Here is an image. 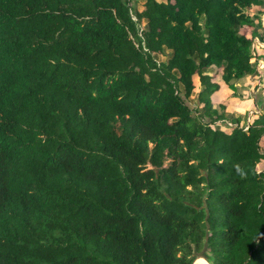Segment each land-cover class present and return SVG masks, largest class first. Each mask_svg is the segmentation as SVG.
Listing matches in <instances>:
<instances>
[{
	"label": "trees",
	"instance_id": "trees-1",
	"mask_svg": "<svg viewBox=\"0 0 264 264\" xmlns=\"http://www.w3.org/2000/svg\"><path fill=\"white\" fill-rule=\"evenodd\" d=\"M132 1L0 0V264H264V0Z\"/></svg>",
	"mask_w": 264,
	"mask_h": 264
},
{
	"label": "rangeland",
	"instance_id": "rangeland-1",
	"mask_svg": "<svg viewBox=\"0 0 264 264\" xmlns=\"http://www.w3.org/2000/svg\"><path fill=\"white\" fill-rule=\"evenodd\" d=\"M132 5L134 7V11H141L142 10V2L139 1H132ZM251 11V10H250ZM261 19L264 22V14H262ZM145 22H141V27L144 28ZM164 54L158 53L157 59L163 60ZM258 65V64H257ZM210 75L221 84V91L219 93H216L213 97V102L217 106L219 103L225 104L227 101V98H235L233 99L235 107L239 105V102H244L247 105L243 111L242 116H240L243 120L242 124L243 126H246L249 121V115L255 111V114L259 113L260 111L264 110V73L260 72L258 74V81L254 80V76H250L251 79H248V77L241 81L240 83H237V89L233 93L231 89L227 88L226 85L222 82L221 76H220V69L216 68L215 66H212L208 69ZM260 71V70H259ZM195 84L198 86V79L197 77H194ZM240 84V85H238ZM224 95V97H223ZM196 100V93L193 94L192 98L190 99V105L194 108V103ZM239 100V101H238ZM230 103H227L229 105ZM245 113V114H244ZM234 112H227V120H224V123L227 125L232 124L231 121H229L228 118L235 117ZM261 149L264 150V136L261 140ZM264 168V162L258 165V169ZM195 264H208V262H205L201 256H198V258H195L194 260Z\"/></svg>",
	"mask_w": 264,
	"mask_h": 264
},
{
	"label": "crops",
	"instance_id": "crops-1",
	"mask_svg": "<svg viewBox=\"0 0 264 264\" xmlns=\"http://www.w3.org/2000/svg\"><path fill=\"white\" fill-rule=\"evenodd\" d=\"M158 1H164V0H158ZM142 9H143V7H142ZM264 14V13H263ZM261 23H262V25L264 26V22H263V20L261 19ZM254 40V42L255 43H257L258 44V46L260 47L259 49H260V52L261 53H263L264 54V42H261V41H259L258 40V38H254L253 39ZM262 58V57H261ZM257 68L260 70L259 71V73L260 72H264V59L262 58V59H258V62H257ZM258 73V74H259ZM258 75H254V77H253V79L254 80H256V81H258ZM248 79H250V80H253V79H251V77L249 76L248 77ZM258 83H259V81H258ZM220 92V91H219ZM219 92H215L213 95H212V102H213V97L215 96V94L216 93H219ZM223 97H224V95H223ZM233 99H235V98H230V99H228L227 98V101H226V111L227 112H234L235 113V115L236 116H242V114L241 113H243V111H244V109H246L245 107L247 106V105H245L246 103H244V102H239V105L237 106V107H235V105H234V102H233ZM239 101V100H238ZM227 103H230L229 105H227ZM213 105L214 106H216L215 104H214V102H213ZM245 114V113H244ZM243 122V120H242V118H241V123Z\"/></svg>",
	"mask_w": 264,
	"mask_h": 264
},
{
	"label": "clouds",
	"instance_id": "clouds-1",
	"mask_svg": "<svg viewBox=\"0 0 264 264\" xmlns=\"http://www.w3.org/2000/svg\"><path fill=\"white\" fill-rule=\"evenodd\" d=\"M235 171L238 175H240L241 177H245L246 173L245 171L240 167V165H234Z\"/></svg>",
	"mask_w": 264,
	"mask_h": 264
},
{
	"label": "water",
	"instance_id": "water-1",
	"mask_svg": "<svg viewBox=\"0 0 264 264\" xmlns=\"http://www.w3.org/2000/svg\"><path fill=\"white\" fill-rule=\"evenodd\" d=\"M198 256H202L208 262V260L206 259V257L204 256V254L202 252L198 253L196 258H198ZM193 264H195V263L193 262ZM208 264H210V263L208 262Z\"/></svg>",
	"mask_w": 264,
	"mask_h": 264
},
{
	"label": "built area",
	"instance_id": "built-area-1",
	"mask_svg": "<svg viewBox=\"0 0 264 264\" xmlns=\"http://www.w3.org/2000/svg\"><path fill=\"white\" fill-rule=\"evenodd\" d=\"M132 18L135 19V20L137 19L135 15H132ZM140 25H141V24H140ZM141 29H143V28L140 27L139 34H141ZM227 125H228V124H227ZM229 125H231V124H229ZM246 127H247V126H245V128H246Z\"/></svg>",
	"mask_w": 264,
	"mask_h": 264
},
{
	"label": "bare ground",
	"instance_id": "bare-ground-1",
	"mask_svg": "<svg viewBox=\"0 0 264 264\" xmlns=\"http://www.w3.org/2000/svg\"><path fill=\"white\" fill-rule=\"evenodd\" d=\"M201 258H202L205 262H207L202 256H201Z\"/></svg>",
	"mask_w": 264,
	"mask_h": 264
}]
</instances>
